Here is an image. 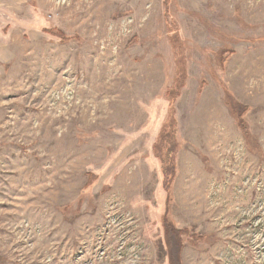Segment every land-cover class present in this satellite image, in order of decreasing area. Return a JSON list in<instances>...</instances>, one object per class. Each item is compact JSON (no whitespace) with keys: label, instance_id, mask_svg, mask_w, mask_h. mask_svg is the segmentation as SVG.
Segmentation results:
<instances>
[{"label":"rangeland","instance_id":"374dc122","mask_svg":"<svg viewBox=\"0 0 264 264\" xmlns=\"http://www.w3.org/2000/svg\"><path fill=\"white\" fill-rule=\"evenodd\" d=\"M171 259L264 264V0H0V264Z\"/></svg>","mask_w":264,"mask_h":264},{"label":"trees","instance_id":"16d2710c","mask_svg":"<svg viewBox=\"0 0 264 264\" xmlns=\"http://www.w3.org/2000/svg\"><path fill=\"white\" fill-rule=\"evenodd\" d=\"M166 231L167 232H171V234L175 237V238H177V242H176V246L174 247V246H172V249L170 248V252H172V254H176L177 253V255H178V253H179V248H180V240L178 239V236L176 235V231H175V229L172 227V229H171V227H170V225H167V227H166ZM174 262L175 261H173L172 259H171V264H174Z\"/></svg>","mask_w":264,"mask_h":264}]
</instances>
